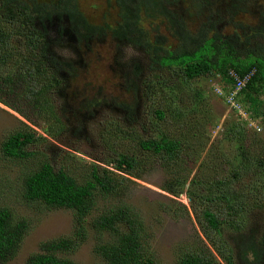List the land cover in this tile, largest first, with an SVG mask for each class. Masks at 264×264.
Instances as JSON below:
<instances>
[{
  "label": "trees",
  "instance_id": "16d2710c",
  "mask_svg": "<svg viewBox=\"0 0 264 264\" xmlns=\"http://www.w3.org/2000/svg\"><path fill=\"white\" fill-rule=\"evenodd\" d=\"M110 1L116 10L115 25L91 22L80 0H0V103L31 124L17 118L16 128L0 139V156L18 167L13 177L20 199L71 211L76 223L71 236L42 243L40 252L25 264H76L67 255L90 237L103 264H163L149 230L163 222L164 214L179 221L180 212H171V206L163 211L158 203L154 212L147 213L131 195L133 180L143 179L152 158L166 168L167 183L179 174L180 163L187 165L188 174H196L187 197L207 244L203 240L201 246L190 244L170 264H264V229L258 228L256 214L264 210V194L254 211L242 198L238 182L240 177L264 174V132L257 126L249 129L243 117H264L261 100L254 97L264 90V1L259 3L261 13L250 16L251 22L237 17L255 0L232 3L229 19L237 27L229 34L215 22L224 17L222 0ZM196 20L198 27L191 26ZM126 43L141 49L151 76L143 74L137 62L132 66L118 62L120 47ZM106 44L115 46L119 92L76 103L82 97L77 82L88 68V56ZM168 73L176 75L182 86H193L191 106L178 104L182 97L174 94L179 87ZM205 78L217 82L214 93L228 106L232 97L240 107L222 124L208 101L205 111L199 107L200 100L207 99L199 86ZM143 98L148 103L141 107ZM71 104L77 108L70 114L75 136H89L83 129L101 109L110 113L119 132L124 129L116 118L124 117L131 125L133 135H122L129 136L130 145L122 152L115 150V161H106L108 166L116 164L113 170L84 164L71 152L63 151L66 155L56 162L47 157L50 138L61 140L68 130ZM142 121L155 128L151 138L145 139L136 128ZM32 126L48 137L38 135ZM219 126L223 132L219 144L234 141L237 147L230 154L211 149L206 158L204 149L196 151L195 144L209 141L212 129ZM219 166L225 178H210ZM4 181L0 177V184ZM6 188H0V199ZM160 189L176 197L185 193L183 183ZM31 225L30 218L0 200V264L18 256ZM228 233L237 237L235 245Z\"/></svg>",
  "mask_w": 264,
  "mask_h": 264
},
{
  "label": "rangeland",
  "instance_id": "374dc122",
  "mask_svg": "<svg viewBox=\"0 0 264 264\" xmlns=\"http://www.w3.org/2000/svg\"><path fill=\"white\" fill-rule=\"evenodd\" d=\"M222 1H224L222 6L225 9L222 12L225 15L222 14L225 18L216 19L217 21L215 22L218 23L219 27L224 28L222 30L223 32L229 34L233 32L235 27H237V25L230 22L231 14L228 11L232 3L234 4L236 0ZM263 1L264 0H255V2L246 5L247 12L238 16L237 21L251 22V15L255 14L258 16V13H261V5L259 6V3ZM111 2L112 1L110 0H80V6L83 8L84 13L91 22L95 24L110 23V25H115L117 24L116 10L110 5ZM191 24H193L191 25L193 27H198L199 22L196 20L195 22H191ZM140 50L141 49L136 45L132 46L127 43L122 45L120 47V59L118 62H124L129 66H132L137 62L141 67L143 74L145 73V75L151 76L150 72L152 70L150 62ZM114 53V44H106L100 47L98 51L88 56V68L82 74V78L77 82L82 97L76 103L88 98H105L111 96L109 95L111 93L114 94L119 92V89L116 86L118 81L115 78L116 70L119 69V66L116 67L117 65L114 63ZM69 54H71V52L68 53V55ZM168 75L175 80V84L179 87V90L176 91L177 93L174 94V96L182 97V101L178 104L180 106H191L193 103V97L189 91L193 86H182L179 83V80L177 81L176 75H170L169 73ZM215 83L217 82H210V80L206 78L199 81V86L207 95V99L203 98V100H200L199 107L205 111V103L208 101L212 113L221 117L220 124H222L224 119L228 118L233 113L232 110L234 107L228 106L223 98L215 95L213 89L214 86L217 85ZM122 84H124L123 81ZM254 97L261 100L262 108L264 109V90L260 89L259 92H257V95L254 94ZM140 103L141 107H144L148 102L146 101V98H143V101ZM101 107L102 106L100 105V108ZM76 110L77 108H75V106L72 107L71 104L69 115L66 118L68 130H66L67 132L65 131L61 140L54 141L50 138L51 145H46L45 149L47 157L51 159V161L56 162L64 152H71L80 157V159L84 161L82 162L84 164L94 163L113 170L116 164H109L108 166L106 161L109 159H116V156L113 154L115 153V150L122 152L124 148H127L130 145L131 139H129V136H126L127 139H123L122 135H133V129L130 127L131 125L127 124V121L125 120L126 118L124 119V117L116 118L115 120L122 123L124 129V133L119 132L110 113L105 109H101L100 111L95 112L94 118L90 119V123L88 125L86 124L83 129L84 132H88L89 136H87L86 133L83 137L75 136V134L73 135V129L71 126L73 123H71L72 117L70 114L75 113ZM243 117L245 118L244 120L249 122V129L253 126H257L261 133L264 132L263 116L255 115L256 118L252 119L250 114H247L243 115ZM17 118L30 124L22 116H19L16 112L0 103V139L2 136L5 137L16 128L18 125ZM138 125L139 127L136 128L140 131L142 136L144 135L145 139L151 138V136L156 134L155 128L148 123L145 125V121H142V124H139L138 122ZM32 128L38 135L48 137L42 129L35 126H32ZM81 132L82 131H80V134ZM211 136L212 137L209 141L202 142L201 145L195 144L196 151L204 149V157H206L211 149L228 152L231 150L234 151V147H237L234 141L233 144L224 142V147L219 144L218 141L221 140L223 136L221 126L213 128ZM202 144L205 145L203 146ZM228 153L230 154V152ZM64 155L66 154L64 153ZM27 163L30 162L28 161ZM210 164H212V162L208 163L209 167ZM178 167L179 174L174 175L173 180L167 183V181H165L168 176L166 168L158 159L152 158L148 161L143 179H134V183L132 184V202L139 208L141 206L145 212H154V208L158 203H162L163 211L171 206V212L172 210L180 212L179 221L173 219L170 214H164V218L161 220L163 222L161 224H158L157 226L156 224H152L153 227H148L154 237L152 244L154 248L157 249L163 264L173 263L178 257H180L181 250H186L190 244L194 243L196 246H201L200 240L206 241L202 233H200V229L195 221L193 209H190V199L187 197V191L196 174L194 171L191 174H188L187 165H184L183 163H180ZM17 169L18 167L15 162L12 160H6L0 156V177L7 180L0 184V188L7 187L3 198L0 200H6L11 207L16 209L20 214L30 218L32 222L31 230L23 243L20 253L14 260L7 264H25L32 254L37 253L38 251L40 252L39 248L42 243L71 236L75 230L76 224L71 211L59 209L50 210L38 204L26 203L20 199L18 193L15 191L16 178L13 177L14 172H17ZM205 176H207V172ZM218 177L225 178L223 166L215 167L212 170V175L210 174V178L215 179ZM238 182L242 188V198H246L250 203V206L255 208L256 202L260 200L264 194V174H259L254 177L252 176V178H250V176L243 179L240 177ZM238 182L236 183L237 186L239 185ZM182 183L185 193L178 197L160 189L161 186L168 185L178 188ZM183 206L189 209L188 214L190 216L185 215V209ZM255 210L256 208L254 211ZM157 212H159V209H157L153 215H156ZM256 214L259 215L258 228L264 229V210H256ZM236 238L229 234V240L230 242L233 241V245H235ZM205 243L207 244V241ZM95 247L96 241L93 237H90L88 240L81 243L77 250L68 254L67 257L76 264H103L102 259L95 252ZM204 250H206L205 247ZM212 251L217 255L214 249H212ZM217 258L218 261H222L219 256H217ZM221 264L223 263L221 262Z\"/></svg>",
  "mask_w": 264,
  "mask_h": 264
},
{
  "label": "built area",
  "instance_id": "2783aa9c",
  "mask_svg": "<svg viewBox=\"0 0 264 264\" xmlns=\"http://www.w3.org/2000/svg\"><path fill=\"white\" fill-rule=\"evenodd\" d=\"M240 85H243V84H240ZM240 85H239V86H240ZM231 100H233L232 97L229 98V101L231 102V103H230L231 106L234 107V108H236V109H240L239 105L236 104L234 101H231ZM243 111H244V110H243ZM243 111H241V112L244 113ZM243 115H245V114H243Z\"/></svg>",
  "mask_w": 264,
  "mask_h": 264
}]
</instances>
